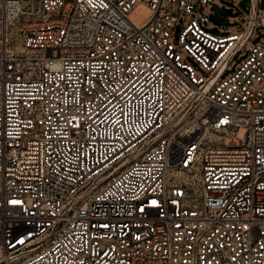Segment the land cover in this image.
Segmentation results:
<instances>
[{
  "label": "built area",
  "instance_id": "obj_1",
  "mask_svg": "<svg viewBox=\"0 0 264 264\" xmlns=\"http://www.w3.org/2000/svg\"><path fill=\"white\" fill-rule=\"evenodd\" d=\"M189 1L0 0V264H264V4Z\"/></svg>",
  "mask_w": 264,
  "mask_h": 264
},
{
  "label": "rangeland",
  "instance_id": "obj_2",
  "mask_svg": "<svg viewBox=\"0 0 264 264\" xmlns=\"http://www.w3.org/2000/svg\"><path fill=\"white\" fill-rule=\"evenodd\" d=\"M261 4H264V0H259ZM217 9L220 17L214 15V10L211 6ZM249 5V0H191L187 2L182 8L181 12H190L197 19L198 23L207 31L216 32L218 34L228 33L232 31L241 30L244 27L245 15ZM233 7L234 10H238L235 15L229 14L224 7ZM216 25L218 30L213 26ZM179 28V21L174 25L172 29V38L177 41V31ZM261 35H264V25H256L254 27L253 34L247 40L244 49L238 53V55L229 63L224 74L229 72L231 68L235 67L241 58L245 55L249 46L257 41ZM179 51L186 60L195 63V60L190 56V54L185 51L182 47H179ZM199 70H202L199 67ZM245 127L240 125L235 130V135L237 138L244 136Z\"/></svg>",
  "mask_w": 264,
  "mask_h": 264
},
{
  "label": "water",
  "instance_id": "obj_3",
  "mask_svg": "<svg viewBox=\"0 0 264 264\" xmlns=\"http://www.w3.org/2000/svg\"><path fill=\"white\" fill-rule=\"evenodd\" d=\"M212 8H213V10H214V15L216 16V17H220V15L218 14V12H217V9L212 5L211 6ZM225 8V10L229 13V14H236L237 13V10H234V11H232L231 9H230V7H224Z\"/></svg>",
  "mask_w": 264,
  "mask_h": 264
}]
</instances>
